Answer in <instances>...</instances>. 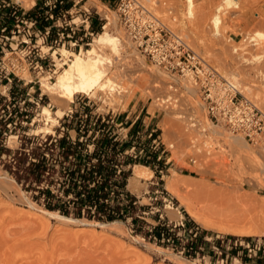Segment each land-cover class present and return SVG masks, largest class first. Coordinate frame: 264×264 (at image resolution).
I'll list each match as a JSON object with an SVG mask.
<instances>
[{"label":"rangeland","instance_id":"1","mask_svg":"<svg viewBox=\"0 0 264 264\" xmlns=\"http://www.w3.org/2000/svg\"><path fill=\"white\" fill-rule=\"evenodd\" d=\"M143 1L155 8L163 22L179 33L190 47L223 75L236 81L243 94L264 111V38L255 36L258 32L264 33V0H193L192 5L189 0ZM230 1L234 5H229ZM220 7L221 23L217 29L213 19L219 14L217 9ZM85 9L91 10L94 20L102 16L103 22L107 23V16L111 35L122 41L125 60L121 68L125 69L126 78L122 82L118 78L119 81H115L125 89L130 84L122 98L119 96L111 101L102 94L94 97L77 94L73 102L68 103L52 100L41 88L42 80L50 83L57 80L67 61L77 55L85 56L96 44L97 34L96 40H91L92 46L86 47L85 50L88 49L81 54H73L79 51L69 46L63 49L62 44L49 49L47 44H36L35 41L21 43L28 27L22 29L19 44L14 40L7 45L2 41L0 45V264H206L203 259L196 261L182 257L166 245L156 243L150 235L154 215L143 211L156 204L171 219H178L181 211L199 223L177 195L166 188L174 176L180 182L181 195L213 226L206 228L199 223L202 227L230 235L264 236V143L254 146L222 126L212 125L210 130V121L198 93L184 80L175 81L177 85L170 87L173 79L132 45L116 13L108 10L107 0H81L73 14L74 19L82 21L81 14ZM103 30L101 28L100 33ZM42 50H49L51 62L57 61L60 67L57 74L50 68L35 67ZM113 59L118 61L116 57ZM8 76L14 78L13 86L18 88L8 85ZM132 79L141 82L140 86L135 87ZM156 83L160 84L162 93L177 87L178 105L158 108L153 100L154 92L149 91ZM41 95L43 99L37 105L33 96ZM190 108L198 113L203 121L201 128L206 132L189 128L187 119L180 115ZM44 109L49 115L43 113ZM141 109L144 110L140 123L146 125L147 134L156 129L155 135L167 148L169 162L161 164L163 173L155 172L153 164L142 163L150 168L153 176L147 175L131 185L137 164L126 170L129 172L127 189L139 200L131 209V218L115 220V225L111 226L109 223L113 221H99L86 215H64L48 209L33 177L25 176L26 169L33 168V156L43 149L37 138L46 135L49 140L52 137L58 141L64 137L75 140L86 112L89 117L104 113L122 120L130 111H133L132 118ZM26 114L32 115L29 123L23 120ZM213 130L217 133L213 134ZM57 147L58 142L48 144L50 161L52 153L55 157L60 156ZM69 160L64 164L75 162L73 158ZM56 170L57 173L44 179L43 184L46 188L49 181H53L52 188L60 194L59 166ZM156 190H159L157 194ZM151 195H158L159 200L150 204ZM53 211L72 221L77 220V224L62 222L50 215ZM134 218L139 221L134 223ZM243 232L251 234H240Z\"/></svg>","mask_w":264,"mask_h":264},{"label":"built area","instance_id":"2","mask_svg":"<svg viewBox=\"0 0 264 264\" xmlns=\"http://www.w3.org/2000/svg\"><path fill=\"white\" fill-rule=\"evenodd\" d=\"M80 1L34 0L31 6L25 7L18 0H0V45L2 41L7 45L14 40L19 44L18 37L22 29L28 27V32L23 34L24 39L20 41L21 43L31 44L35 41L36 44H47L49 49L62 44L64 48L69 46L74 51L78 49L80 53L91 45V40L99 33L92 27L94 19L90 9H85L83 15L81 14L82 21L74 19L73 14ZM108 10L116 13L119 24L132 45L173 79L170 87L177 85L175 81L179 80H184L192 86L201 98L207 118L214 126L225 127L230 133L241 135L254 146L264 143V111L242 93L236 81L223 75L207 58L190 47L179 33L168 27L155 8L143 0H117L113 10L109 6ZM97 18V21H103L102 16ZM105 18L108 22V17ZM104 25L105 22L101 28H104ZM1 48L4 50V47ZM35 67L41 70L45 67L50 68L55 73L58 63L50 61L49 50L47 52L42 50ZM6 78L11 88H18L17 85L13 86L14 78L9 76ZM34 88L33 86V94L36 92ZM160 89L159 85L149 90L154 92L153 100L158 101V108L169 109L173 105H178L179 98L175 93L177 87L166 93H162ZM33 98H36V104L40 105L43 95ZM180 115L187 119L189 128L201 130L203 121L193 108ZM83 116L81 119L83 124L77 127V139L64 138L73 145L78 142L83 144L78 146V150L82 151L83 158L88 154L92 156L90 162H86L89 167L98 163L101 155L103 159L106 156L112 159L108 164L111 169H116L115 176L131 169L137 163L145 162L155 165V172L163 173L164 166L160 167L161 164L169 162L167 148L155 135L156 129H151L147 134L144 128L146 125L141 124L138 118L135 121L129 117L119 120L104 113H96L89 117L87 112ZM31 117L32 115L26 114L24 122L29 123L33 119ZM37 139L39 147L43 149L33 156V163H39L43 158L50 160L47 147L53 142H58L60 154L58 160H53L56 163L54 169L58 166L59 169H65L72 165L64 164L69 159L77 161L74 154L69 155L68 160L63 159L61 155L66 145L61 146L62 139L58 141L52 137L49 140L46 135ZM88 140L89 143L86 144ZM100 140L110 143L108 146L105 144L104 148L99 147ZM153 155H156V159ZM85 166L82 164V169H85ZM114 179L116 178L109 180V184L103 188L108 196L105 201L111 206L120 205L122 207L120 214L130 219L131 212L127 207L131 203L137 205L139 200L137 197L132 199L127 196L113 184ZM36 186L44 188L43 182ZM48 186L47 184L46 187ZM53 191L56 193L54 189ZM157 192L159 190H156V194ZM158 198V195L155 197L151 195L150 204L158 201ZM92 209L95 212V208ZM143 213L154 215L151 232L157 225L166 228L160 235L153 236L156 243L166 245L168 249L176 251L186 259H203L209 264H264V236L230 235L206 229L181 211L178 219H171L157 204L150 206L149 210Z\"/></svg>","mask_w":264,"mask_h":264},{"label":"bare ground","instance_id":"3","mask_svg":"<svg viewBox=\"0 0 264 264\" xmlns=\"http://www.w3.org/2000/svg\"><path fill=\"white\" fill-rule=\"evenodd\" d=\"M18 1L21 2L24 6H29V5L34 3V0H18ZM189 2H190V5H192L193 0H189ZM233 3H234L233 1L232 2L230 1L229 5L233 4ZM221 10H222L221 7L217 9L219 14H216L215 18L213 19V22L215 24V28H217V29L221 23V19H220L221 18L220 17V11ZM108 20H109V18H108ZM110 24L111 23L109 21L107 23H105V25H104L105 27L103 28L104 30L99 35V37L97 38L96 44L86 52L85 56L77 55L73 59H70L69 61H67L64 64V70L58 76L57 80L54 83H50V82H48V80H42L41 81V83H42L41 88H42L43 92L48 94L52 100H54V101L55 100H66L68 103H71V102H73V100L75 99L77 94H86V95H89L91 97H94L98 94H102L104 97L107 98V100H111V101L114 100V98L119 97V96L121 98L124 97V94L126 93V90L128 89L127 87L130 88V86H129L130 84H128V86H126V89H125V87H123L122 85L121 86L118 85V81H119L118 79H120V82H122L121 80L126 78V71L123 67L121 68V65H123V62L125 60V54H124V51H123V48L121 45L122 44L121 39H119L115 36H112L110 33V29H109ZM98 34H97V36H98ZM255 36L257 38L263 39L264 33L258 32V33H256ZM95 38H94L93 42L95 41ZM93 42L91 43V46H92ZM62 48L67 49L64 47H62ZM86 50L84 49L80 53L79 52H72V53L73 54H76V53L81 54L82 52H84ZM56 51L57 50H55L53 53H55ZM114 57H116L119 62L118 61L115 62L113 59ZM119 64H120V66H119ZM59 71H60V67L58 66V69L55 73L57 74V72H59ZM25 75L27 76V74H25ZM135 77H137V76H135ZM139 77H138L137 82H139ZM143 78L145 80V77H143ZM116 79L118 80L117 82L115 81ZM135 79H137V78H135ZM144 80L143 79L141 80L142 83ZM126 81L127 80H125V82ZM131 81L132 82L135 81L134 82L135 87L140 86L141 82L136 83V80H133V79ZM131 85H133V84H131ZM159 85L160 84H158V83L154 84L155 87H158ZM132 87L133 86H131V88ZM191 90L195 91L192 88V86H191ZM154 101L156 102V100H154ZM157 102H156V106H157ZM43 113L44 114L48 113V115H49V111L46 109H44ZM210 123H208V126L211 130V129H213V127H212L213 124L212 123L210 124ZM201 131L206 132L207 130L205 128H201ZM212 132H213V134L217 133L216 130H213ZM240 138H242V137H240ZM242 139H244V138H242ZM133 175H134V178L131 179L129 185H131L135 180L143 179L147 175L153 176V172L147 167L137 165L134 168ZM174 175H176V174H174ZM174 177H175V179H171L166 188L170 192L177 195L178 199L181 200L182 203L187 207V210L191 214V216L195 217V219L199 223H201L206 228L213 227L212 223L206 217H204L203 215L196 212V210L193 208V204L190 201H187L188 199L187 198L185 199L184 196L181 195V193H180V190H181L180 189V186H181L180 182L178 181V177L177 178H176V176H174ZM50 215L61 220L62 222L65 221L66 223L69 222V223L77 224L76 223L77 220L72 221L71 219H66V218H63L59 215H53L51 213H50ZM240 220H241V218H240ZM243 220L245 221L246 219H243ZM250 221H251V219H250ZM247 222H246V224L250 223V222H248V223ZM252 222H253V220H252ZM229 223H230V220H229ZM238 224H239V222H238ZM110 225L112 226L115 224H110ZM240 227H241V222H240L239 228ZM254 227H256V225ZM240 234H251V233H244L243 232ZM205 263L209 264L208 262H205Z\"/></svg>","mask_w":264,"mask_h":264},{"label":"trees","instance_id":"4","mask_svg":"<svg viewBox=\"0 0 264 264\" xmlns=\"http://www.w3.org/2000/svg\"><path fill=\"white\" fill-rule=\"evenodd\" d=\"M102 24L103 21H97V19L93 21L92 27L99 32L98 36L102 33H100ZM109 143V141L100 140L99 147L104 148L106 147L105 144L108 146ZM63 144L66 145L61 155L63 159L67 160L69 155L74 154L77 161L65 167V169L59 170L58 176L62 180L60 188L58 189L60 194H56L51 188L53 181H49L48 187L37 189L40 195H44L46 207L51 210H58L64 215H73L75 217L86 215L90 219L113 221L109 224H115V220H125L126 217L120 214V209L122 208L120 205L115 204L111 206V204L105 201L108 196L103 188L109 184V180L116 178L113 180V184L117 185L127 196L133 199L134 196L129 189H127L129 172L124 170L120 175L115 176L116 169H111L110 164H108L112 159L108 156L103 159L101 155H99V162L89 167L86 162H90L92 156L88 154L86 158H83L82 151L78 150V146L83 144L78 142L76 145H73L70 141H67L66 138L61 140V146H63ZM52 155L51 161L47 158H43L39 163H32L33 168L26 169V178L33 177L37 185L42 183L48 176L53 177L57 173V170L54 169L55 164L52 161L58 160V157H55L54 153H52ZM153 157L156 159V155H153ZM84 159L85 161H83ZM82 164L86 165L85 169H82ZM141 164L142 163H137V165ZM143 164L150 165V163L146 162ZM135 207L136 205L131 203L127 208L131 212V209ZM92 208H95V212L92 211ZM55 212L56 211L49 213L59 215ZM64 215L61 217H64ZM67 217L68 216H65L64 218L70 219ZM138 221L139 220L136 218L133 219L134 223ZM164 229L166 228L161 225L154 226L153 232H151L150 235L158 236Z\"/></svg>","mask_w":264,"mask_h":264},{"label":"crops","instance_id":"5","mask_svg":"<svg viewBox=\"0 0 264 264\" xmlns=\"http://www.w3.org/2000/svg\"><path fill=\"white\" fill-rule=\"evenodd\" d=\"M116 1H117V0H107L108 6H109V7H114ZM104 27H105V26H104ZM143 110H144V109H141L140 112H139V114H137L136 116H133V115H132V116H133L132 118H131L130 116H131V114H133V111H130V113L127 114V115H125V117H129L130 119H132V121H135L137 118L139 119V118L141 117V114H142ZM125 117H124V118H125ZM146 118H147V116H146ZM141 120L145 122V119H144V118H142ZM136 166H137V165H136ZM136 166H135V167H136ZM135 167H134V168H135ZM149 169H150V168H149Z\"/></svg>","mask_w":264,"mask_h":264}]
</instances>
